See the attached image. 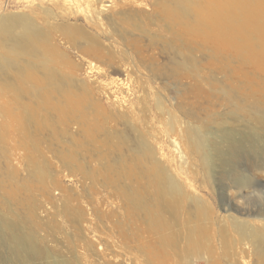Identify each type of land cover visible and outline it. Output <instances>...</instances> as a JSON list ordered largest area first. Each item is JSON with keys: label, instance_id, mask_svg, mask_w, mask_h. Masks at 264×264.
<instances>
[{"label": "rangeland", "instance_id": "374dc122", "mask_svg": "<svg viewBox=\"0 0 264 264\" xmlns=\"http://www.w3.org/2000/svg\"><path fill=\"white\" fill-rule=\"evenodd\" d=\"M0 264H264V0H0Z\"/></svg>", "mask_w": 264, "mask_h": 264}, {"label": "bare ground", "instance_id": "6f19581e", "mask_svg": "<svg viewBox=\"0 0 264 264\" xmlns=\"http://www.w3.org/2000/svg\"><path fill=\"white\" fill-rule=\"evenodd\" d=\"M233 2V1H232ZM234 2H236V1H234ZM233 2V3H234ZM231 4V3H230ZM236 4V3H235ZM242 5V4H241ZM233 6V5H232ZM236 6V5H235ZM237 8V7H236ZM244 8V7H243ZM233 9V8H232ZM246 9V8H245ZM239 10V9H238ZM238 10H236V11H238ZM246 11V10H245ZM243 13V12H242ZM250 14V13H249ZM252 14V13H251ZM235 15V14H234ZM240 16H241V14H240ZM239 20H241V19H239ZM240 25V24H239ZM240 27V26H239ZM241 27H242V25H241ZM247 29V28H246ZM251 30V29H250ZM249 31V30H248ZM243 32V31H242ZM241 34V33H240ZM249 34V33H248ZM242 35V34H241ZM246 40V39H245ZM248 40V39H247ZM215 149L216 150H220L221 148H220V146L219 145H215ZM20 243V242H19Z\"/></svg>", "mask_w": 264, "mask_h": 264}]
</instances>
